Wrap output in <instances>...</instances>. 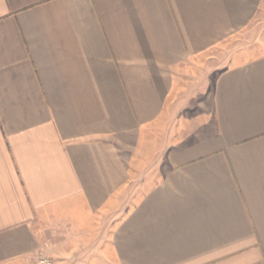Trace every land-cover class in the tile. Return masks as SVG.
<instances>
[{
	"label": "crops",
	"instance_id": "1",
	"mask_svg": "<svg viewBox=\"0 0 264 264\" xmlns=\"http://www.w3.org/2000/svg\"><path fill=\"white\" fill-rule=\"evenodd\" d=\"M261 26L264 0H0V264H264V51L191 72Z\"/></svg>",
	"mask_w": 264,
	"mask_h": 264
},
{
	"label": "rangeland",
	"instance_id": "2",
	"mask_svg": "<svg viewBox=\"0 0 264 264\" xmlns=\"http://www.w3.org/2000/svg\"><path fill=\"white\" fill-rule=\"evenodd\" d=\"M235 40V39H234ZM232 40L230 43L225 44L224 46L214 50L215 55L212 58L207 59V63L205 65V60L198 59L196 66L193 67L191 72L193 75H196L198 79L213 78L218 71L221 70H206L208 67H213L220 69L226 66L231 56L234 52L239 51L241 49H252L256 53H260L264 51V26L259 28H249L246 32L242 34L239 40ZM192 74H190L192 76ZM211 75V76H210Z\"/></svg>",
	"mask_w": 264,
	"mask_h": 264
},
{
	"label": "built area",
	"instance_id": "3",
	"mask_svg": "<svg viewBox=\"0 0 264 264\" xmlns=\"http://www.w3.org/2000/svg\"><path fill=\"white\" fill-rule=\"evenodd\" d=\"M37 264H54L48 257L40 255L37 259Z\"/></svg>",
	"mask_w": 264,
	"mask_h": 264
}]
</instances>
